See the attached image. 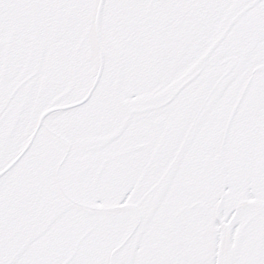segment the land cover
Masks as SVG:
<instances>
[{"label":"snow or ice","instance_id":"6c2138e0","mask_svg":"<svg viewBox=\"0 0 264 264\" xmlns=\"http://www.w3.org/2000/svg\"><path fill=\"white\" fill-rule=\"evenodd\" d=\"M0 264H264V0H0Z\"/></svg>","mask_w":264,"mask_h":264}]
</instances>
